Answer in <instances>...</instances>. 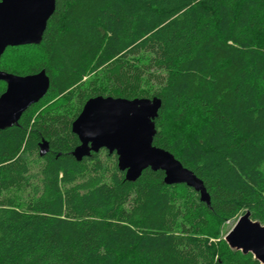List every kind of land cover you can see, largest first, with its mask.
<instances>
[{
	"label": "trees",
	"instance_id": "trees-1",
	"mask_svg": "<svg viewBox=\"0 0 264 264\" xmlns=\"http://www.w3.org/2000/svg\"><path fill=\"white\" fill-rule=\"evenodd\" d=\"M52 11L40 41L24 44L40 56L0 68H44L46 97L74 96L75 116L97 94L157 96L152 143L193 170L210 200L164 184L158 169L128 180L103 147L75 160V116L36 115L39 98L0 128V264H261L201 231L248 210L264 223V0H56Z\"/></svg>",
	"mask_w": 264,
	"mask_h": 264
},
{
	"label": "water",
	"instance_id": "water-1",
	"mask_svg": "<svg viewBox=\"0 0 264 264\" xmlns=\"http://www.w3.org/2000/svg\"><path fill=\"white\" fill-rule=\"evenodd\" d=\"M56 0H0V56L9 45L36 44L52 14ZM0 80L6 85L0 91V128L11 126L26 107L45 95L50 81L45 69L19 75L0 68ZM82 108L73 117L70 129L77 136L71 154L80 161L82 156L104 148L114 152L118 170L125 178L134 181L144 168L163 171V183H186L208 203L210 196L204 183L193 170L186 168L167 149L152 143L154 118L161 107L160 99L148 97H115L93 95L86 98ZM38 154L49 148L41 138ZM250 211L240 213L224 238L229 248L252 252L264 264V223L252 219Z\"/></svg>",
	"mask_w": 264,
	"mask_h": 264
},
{
	"label": "rangeland",
	"instance_id": "rangeland-1",
	"mask_svg": "<svg viewBox=\"0 0 264 264\" xmlns=\"http://www.w3.org/2000/svg\"><path fill=\"white\" fill-rule=\"evenodd\" d=\"M12 51H11V50ZM8 51H10V53H8ZM40 56L38 53V50L34 47H31L29 45H21V46H17V45H10V48L7 49L5 48L4 51H2L1 56H0V60H2L4 63H10L12 62L13 65H17V67H23L28 65V63H32L35 59H37V57ZM7 61V62H6ZM95 71L93 72H89L87 75H85L83 78L85 81H89L91 80L93 74ZM96 78L98 79L97 84L98 87L100 89H102L103 87H105V80L102 79L100 72H96L95 73ZM3 82V80H2ZM2 82H0V85H2ZM4 84L6 85L5 81ZM4 85V86H5ZM3 86V87H4ZM96 88V87H95ZM141 88L144 89L145 92H149V93H153L155 92V90H157L158 86L157 84H155L154 81L151 80H143L141 82ZM41 99L39 100L38 105L34 106L35 109V114H39L42 113L44 111V108L49 109V113L53 114L54 112L56 113H60V114H66L68 116H75L74 114L77 112L76 110L78 109L77 106V102L73 97H66V98H58V96H50V97H46V95H44V97H40ZM101 149V148H100ZM35 153L33 154H29L28 155V160L29 162H31V174H35V176L37 175L36 171H37V166H38V161L37 158L34 156ZM98 157L102 160H104V164L106 166H109V168L112 166V164L114 163V157L109 156V157H105L103 150H101V152L98 153ZM36 179H38L36 177ZM177 192H181L184 193L186 190L184 189H178L176 190ZM10 194V192H7ZM13 194L16 196H18V198H24L27 194L26 190H15L13 191ZM183 212V215L179 218L178 222H183L188 223V215L189 211L187 208V205L182 204L181 205ZM240 214V213H239ZM238 213L235 214V216L231 217L230 219H225L222 220L219 223H214V222H208L209 227L206 231V233L204 231L202 232L203 237H206L207 239H209L212 242H220L222 240H224L225 238L223 237L225 232L230 229L231 227H233V225L235 224V220L237 218V216L239 215ZM263 223V222H262Z\"/></svg>",
	"mask_w": 264,
	"mask_h": 264
}]
</instances>
